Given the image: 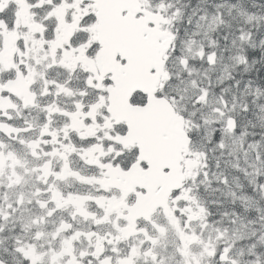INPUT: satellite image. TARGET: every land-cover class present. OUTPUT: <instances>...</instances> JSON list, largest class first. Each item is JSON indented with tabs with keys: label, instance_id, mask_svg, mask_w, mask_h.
Instances as JSON below:
<instances>
[{
	"label": "snow or ice",
	"instance_id": "obj_1",
	"mask_svg": "<svg viewBox=\"0 0 264 264\" xmlns=\"http://www.w3.org/2000/svg\"><path fill=\"white\" fill-rule=\"evenodd\" d=\"M0 264H264V0H0Z\"/></svg>",
	"mask_w": 264,
	"mask_h": 264
}]
</instances>
